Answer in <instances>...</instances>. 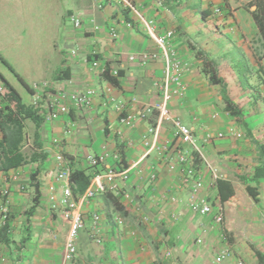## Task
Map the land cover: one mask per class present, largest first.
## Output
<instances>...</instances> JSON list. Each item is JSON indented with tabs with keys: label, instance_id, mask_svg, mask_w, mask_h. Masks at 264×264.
<instances>
[{
	"label": "crops",
	"instance_id": "obj_1",
	"mask_svg": "<svg viewBox=\"0 0 264 264\" xmlns=\"http://www.w3.org/2000/svg\"><path fill=\"white\" fill-rule=\"evenodd\" d=\"M129 1L142 14L154 18L161 30L175 31L172 47L188 64L183 75L187 92L184 98L171 102V114L194 131L203 160L217 171L215 180L205 171V162L199 159L201 164L197 169L204 176V188L199 195L212 205L213 214L222 207L221 229L226 241L220 239L219 230L211 223V215H195L187 206L190 189L181 183L178 168L169 167L175 163L174 151L179 146L172 125L164 122L160 126L156 143L158 146L170 144V147L158 153L154 149L147 150L143 139L145 136L147 141L152 140L148 129L155 124V112L144 121L137 120L131 128L118 122L117 105L123 106L124 113L139 115L159 99L155 84L163 73L161 56L146 65H140L137 58L128 61L130 55L141 51H156L155 46L118 0H70L72 9L66 16L74 14L82 20V26L66 39L75 54L72 56L70 51L60 56L62 52H58L55 62L43 67L32 84L46 81L51 89L61 88L66 93L92 88L100 96L93 99L90 108L71 107L68 117L42 123L37 134L41 150L47 156L45 161L0 173V190L9 189L6 232L1 231L0 214V264H62L68 224L61 217L62 206L57 203L52 209L48 201V187L54 185L58 195L60 188L46 177V172L56 169L52 160L57 153L63 155L70 171L86 170L84 159L88 151L104 158L96 168L101 173L108 167L127 169L128 180L115 179V183L129 200L110 192L125 208L124 214L115 211L104 194L96 195L82 206L83 228L76 242V255L67 264H212L222 249H227L229 256L220 264L239 261L257 264L256 252L264 253V178L247 183L257 188V202L240 181V177L252 178L264 152V85H259L264 72L258 70L259 66L264 70V58L256 61L252 43L258 37V26L252 15L258 0H214L212 3L175 0L172 12L159 0ZM54 2L57 4L58 0ZM214 7L221 13L214 14ZM122 19L128 20L132 27L126 28L121 24ZM94 25L98 30H94ZM111 26L118 33L116 39L109 37ZM92 50L97 51L96 56L90 55ZM197 52L203 56H197ZM92 59L116 73L118 87L91 69L88 61ZM205 59L213 61L218 76L226 83L227 96L241 110L239 116H231L224 110L221 88L211 85L203 72ZM241 64L257 67L255 86H259L256 90L241 88L242 74L237 70ZM223 72L227 76L224 77ZM32 84H26L29 93ZM109 86L111 93L105 95L104 90ZM230 127L241 132L242 137L225 136L208 144L202 142L205 132L216 134ZM25 130L27 145L23 150L26 151L27 146L28 151L36 150L29 122L25 123ZM54 139L58 140L57 144H53ZM184 152L189 157H198L197 151L188 146L184 147ZM152 170L157 175L153 182L148 178ZM32 175L35 180L31 179ZM13 176L15 180L10 179ZM219 180L230 182L234 190V195L224 203L217 197ZM35 182L40 185L41 197L39 205L29 215L27 210L32 207L34 197L31 184ZM170 197H176L178 203H171ZM2 203L0 197V206ZM94 213L101 217V244L90 238ZM170 213L177 216L176 220L169 219ZM143 215L150 221L142 222ZM116 217L123 220L122 226L115 224ZM197 237L202 238L203 245L194 243ZM167 249L172 251L170 258L164 256Z\"/></svg>",
	"mask_w": 264,
	"mask_h": 264
},
{
	"label": "built area",
	"instance_id": "obj_2",
	"mask_svg": "<svg viewBox=\"0 0 264 264\" xmlns=\"http://www.w3.org/2000/svg\"><path fill=\"white\" fill-rule=\"evenodd\" d=\"M118 1L120 4H122L124 9H126L136 18V20L140 23L145 35L156 48V51L154 52L141 51L137 55H130L128 57V61L133 62L135 58H137L140 65H146L149 61L156 60L159 56H161L164 64L162 77L160 81L156 82L155 84L159 91L158 101L154 104H149L139 115L124 113L125 111L123 106L117 105L115 109L117 112H119L120 116L118 122L122 126L131 128L135 125L137 120L144 121L149 114L155 112V124L148 129V133L152 136V140L147 141L145 136H143V139L144 146L147 150L154 149L157 150L158 153L166 152L170 147V144L165 143L158 146L156 143L160 126L164 122L170 123L172 125L173 129L175 130V136L179 141V146L177 145L174 151L175 163H172L169 167L170 169L175 167L178 168L181 174V183L190 189V199L187 201V206L189 210L195 215L202 217L211 215V223L219 230L220 239L222 241H226V235L221 229L224 219L223 209L221 206H219L216 210V213L213 214L212 205L206 198L199 195L204 188L203 173L193 165L194 158L189 157L184 152V147L188 146L193 148L195 151H197L198 159L201 161L203 160L201 152L197 148V137L191 128L182 123L180 118L171 114V102L176 99L184 98L187 92V85L183 82V75L187 70L188 64L172 47L175 31L172 29L161 30L154 18L147 17L142 14L141 11L131 1ZM202 1L212 3L214 0ZM213 13L218 15L221 13V10L217 7H214ZM68 20L72 24L73 29H79L82 26V20L77 15H69ZM121 24H123L128 29L132 27L128 20L122 19ZM94 30H98L96 25H94ZM108 34L111 39L118 38V33L114 26L109 28ZM70 54L73 56L75 51H71ZM96 54L97 51L92 50L90 55L96 56ZM88 62L91 69L97 70L100 75L105 71L109 74V76L114 77L116 74L115 72L107 69L105 66H102L97 59H92ZM29 89L31 96L30 105L39 110L40 114L43 116V122L45 123L54 122L61 116L68 117L71 107L76 109L90 108L93 99L96 96H100V93L92 88H88L83 92L76 93H66L61 88L53 90L50 88L49 82L46 81L35 82ZM111 90L112 88L110 86L106 87L104 94H110ZM6 106L11 107L7 100L3 82L0 79V112L4 111ZM69 131L70 129L68 132ZM225 136L240 139L242 137V133L231 127L225 132H218L216 134L205 132L204 136L202 137V142L204 144H208L213 142L215 139H222ZM52 142L53 144H57L58 140L54 139ZM53 159L56 164V169L53 171L48 170L46 172V177L59 184L60 194L58 195L56 193V187L54 185H50L48 187V201L50 204H52V209L56 208L57 203L59 206H62L61 217L68 224V230L63 243L62 253V264H67L71 262L76 255V242L79 232L83 228L81 212L82 206L91 201L96 195L104 194L106 192H112L118 198L129 200V196L125 192L121 191V189L115 183V179H120L121 181L126 182L129 175L126 168L122 169V167H120L119 169H115L114 167H108L104 172L97 173L91 179L84 192L75 199L72 194L69 181L71 171L67 168L63 155L57 153ZM103 159L104 158L102 157L87 155L85 157V163L88 167L97 168L100 166ZM117 161V163L120 164V160L117 159ZM203 161L205 162V171H207L215 180H217V171L205 160ZM156 176V172L152 170L148 178L151 182H153L156 179ZM10 179L15 180L16 176H13ZM8 196V188L0 190V197L3 200V203L0 206L1 221L3 222V225L8 220ZM169 200L173 204L178 203L176 197H170ZM176 218L177 216L174 213L169 214L170 220H176ZM100 221V214H92L90 238L96 244H101L102 242V237L99 232ZM141 221L149 222L150 218L147 215H143ZM114 222L119 227L123 225V220L120 217H116ZM194 243L196 245H203L204 242L202 238L197 237L194 238ZM171 254L172 251L170 249H167L164 252L165 258H170ZM228 256L229 251L227 249H222L220 253H218L212 260V264H220ZM237 264H242V262L239 261Z\"/></svg>",
	"mask_w": 264,
	"mask_h": 264
},
{
	"label": "trees",
	"instance_id": "obj_3",
	"mask_svg": "<svg viewBox=\"0 0 264 264\" xmlns=\"http://www.w3.org/2000/svg\"><path fill=\"white\" fill-rule=\"evenodd\" d=\"M161 4L169 11L174 10L173 2L175 0H159ZM253 18L258 26V37L252 41L254 47V57L256 61H260L264 58V0H258L256 3V8L252 12ZM197 56H203L201 52H197ZM258 70H263L259 66ZM203 72L207 75L208 81L211 85H217L221 88V94L223 102L225 104L224 110L231 116H239L241 110L238 105L234 104L227 96V86L224 80L218 76L217 70L214 67V63L210 59H205L203 62ZM244 74L241 75V79ZM101 77L109 82L112 86L118 87V81L116 77L109 76L105 71L101 74ZM259 78H261L259 76ZM0 79L3 82L4 89L6 91L7 100L11 107L6 106L4 111L0 112V173H7L8 171L18 169L30 163L43 162L46 159V154L41 150V144L38 143V130L43 123V116L40 114L39 110L35 109L30 104H25L16 89L5 80V78L0 73ZM20 82H22L25 87L26 84L18 76ZM240 85H242V81ZM62 80V79H59ZM247 84V82H246ZM259 85H264V76L260 79ZM247 85L248 87L242 89H254L256 90L258 86ZM28 89V88H27ZM29 122L32 125V145L36 150L24 151L23 148L26 142V130L25 123ZM201 161L198 157H194V165L199 168ZM99 171L96 168L88 167L86 170L74 169L70 173L69 181L72 194L76 199L80 196L84 190L89 185L91 179ZM264 178V152L261 153L258 161V165L254 169V174L250 180L245 177H240V181L245 185V189L249 196L257 202V188L251 187L248 183L258 182L259 179ZM32 180H35V175H32ZM34 189L33 205L27 210V213L31 215L36 207L39 205L40 200V185L38 182L31 184ZM217 197L220 203H224L229 198L234 195V190L230 182L225 180H219L216 184ZM104 198L107 199L115 211L124 214V207L118 198L113 196L110 192L104 193ZM7 223L1 227L2 232H6ZM257 264H264V253L256 252Z\"/></svg>",
	"mask_w": 264,
	"mask_h": 264
},
{
	"label": "rangeland",
	"instance_id": "obj_4",
	"mask_svg": "<svg viewBox=\"0 0 264 264\" xmlns=\"http://www.w3.org/2000/svg\"><path fill=\"white\" fill-rule=\"evenodd\" d=\"M71 9L70 0H58L57 4L54 0H0V73L25 104L31 102V96L18 76L31 85L43 67L55 62L58 52L63 56L71 51L66 41L74 31L66 16ZM262 64L264 67V59ZM237 70L244 74L241 86L249 84L255 89L257 67L241 64ZM87 154L93 156L92 151Z\"/></svg>",
	"mask_w": 264,
	"mask_h": 264
}]
</instances>
